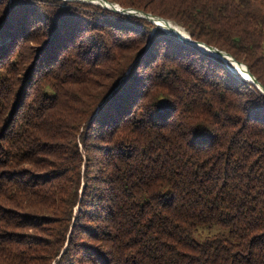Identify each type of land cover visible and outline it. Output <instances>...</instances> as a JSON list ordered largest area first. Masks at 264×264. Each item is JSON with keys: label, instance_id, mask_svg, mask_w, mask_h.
Wrapping results in <instances>:
<instances>
[{"label": "trees", "instance_id": "trees-1", "mask_svg": "<svg viewBox=\"0 0 264 264\" xmlns=\"http://www.w3.org/2000/svg\"><path fill=\"white\" fill-rule=\"evenodd\" d=\"M109 1L173 19L264 85V0ZM11 3L0 0V264H264L259 89L159 27L142 48L134 29L139 45L117 55L130 26L155 27L144 17Z\"/></svg>", "mask_w": 264, "mask_h": 264}, {"label": "water", "instance_id": "water-1", "mask_svg": "<svg viewBox=\"0 0 264 264\" xmlns=\"http://www.w3.org/2000/svg\"><path fill=\"white\" fill-rule=\"evenodd\" d=\"M65 1H82V2L93 3V4L96 3V2H90V0H65ZM96 4L97 5H101L103 8H107V9H110V10H113V11H116V12H120L121 14H124V15L138 16V17H144V18L149 19L151 22L155 23L156 26L160 27L164 31H166L168 33H171V34H175L179 38H181V40H184V41L188 42L189 44L197 47L201 51L220 58L221 60H223L224 62H226L228 64V67L230 68L231 71L240 74L241 77L244 80L253 83L255 85V87L258 88L259 91L264 95V85L250 71L249 67L246 64L238 61L236 58H234L227 51L222 50V49H220L218 47H215L213 45H209L206 42L193 39L191 37V35L187 31H186V33H187L186 35L181 34L180 30L174 28V25L171 24V21H169V20H167L165 18H162L160 16H157V15L151 13V12H147V11H144V10H141V9H136V8H133V7H122L118 3H115V2H112V1H109V0H99V2L96 3ZM163 23L169 29L164 27L162 25ZM234 63L237 64V65L243 66V68H246L247 69V70H245L246 74L241 72L240 68H238V67L235 68L234 67L235 66Z\"/></svg>", "mask_w": 264, "mask_h": 264}, {"label": "rangeland", "instance_id": "rangeland-1", "mask_svg": "<svg viewBox=\"0 0 264 264\" xmlns=\"http://www.w3.org/2000/svg\"><path fill=\"white\" fill-rule=\"evenodd\" d=\"M11 1L12 0H7V6H11L12 5V3H11ZM61 1H65V0H61ZM115 3H117V2H115ZM11 4V5H10ZM119 4V3H118ZM73 5V4H72ZM120 5V4H119ZM64 6H69V5H67L66 3H62L61 5H60V7L62 8V7H64ZM78 7V10H80L81 12L83 11V12H91V13H93V11L94 10H92V9H90V8H87V7H83V6H77ZM122 7H124V6H122ZM95 13H97V10H95ZM7 16V13H5V16H4V18L3 19H1L0 20V25L2 24V22L5 20V17ZM157 16H159V15H157ZM160 17H162V16H160ZM162 18H165V17H162ZM165 19H167V20H169V21H172L173 23H175V24H177V25H179V26H181V27H183L182 25H180L179 23H177L176 21H174L173 19H169V18H165ZM51 26L52 27H54L52 24H51ZM93 26V25H92ZM134 27H129L130 29H131V32H129V33H124V34H122L123 36H124V38H122L121 40H119L118 38V41H120V42H122V43H124L125 44V47H123V49L124 50H120V51H118V54L117 55H131V53H133L132 51L130 52V48L133 46L134 48H136V46L137 45H139V43L138 42H136V41H133V40H131V38L133 39V38H137V37H140V36H138V34H136L135 33V30L134 29H138V31L141 33V39H143V40H141V42L143 41V43L141 44L142 46H141V48L142 47H146L147 45H148V42H149V40L151 39V34H153V31L155 30V28L157 27L155 24H154V26L155 27H153L152 26V28H150V29H144V28H142V27H138L137 25H133ZM88 27L90 28V24H88ZM93 27H95V28H97V26H93ZM184 29H185V27H183ZM90 30H92L91 28H90ZM107 30V29H106ZM186 30V29H185ZM108 31V30H107ZM145 31V32H144ZM187 31V30H186ZM188 33H189V31H187ZM145 34V35H144ZM190 34V33H189ZM121 35V36H122ZM85 37H86V35H83V38H82V41H85ZM178 37V36H177ZM179 38V37H178ZM179 39H181V38H179ZM2 41H5V40H2ZM2 41H0V43L2 42ZM48 41H51L50 39L48 40ZM109 43V42H108ZM122 43H119V44H122ZM104 47H106V45L104 44ZM263 50V54H264V45H263V48H262ZM226 51V50H225ZM229 53V52H228ZM235 58V57H234ZM239 61V60H238ZM240 62H242V61H240ZM242 63H244V62H242ZM245 64V63H244ZM247 65V64H246ZM129 71H130V66H129V68L125 71V76H127L128 74H129ZM48 224H43L42 226L43 227H40L38 230H30V232H32V233H35V234H43V230L42 229H47V226ZM19 231H21V229H18ZM43 231V232H42Z\"/></svg>", "mask_w": 264, "mask_h": 264}, {"label": "bare ground", "instance_id": "bare-ground-1", "mask_svg": "<svg viewBox=\"0 0 264 264\" xmlns=\"http://www.w3.org/2000/svg\"><path fill=\"white\" fill-rule=\"evenodd\" d=\"M90 2H96V3H98L99 2V0H90ZM95 3V4H96ZM101 6V5H100ZM110 10V9H109ZM113 11V10H112ZM116 12V11H115ZM120 13V12H119ZM147 19V18H146ZM149 20V19H148ZM150 21V20H149ZM155 24V23H154ZM171 24L172 25H174V28L175 29H178V30H180L181 31V34H183V35H186L187 33H186V30L183 28V27H181V26H179V25H177V24H175V23H173L172 21H171ZM156 25V24H155ZM164 27H166V28H168L164 23L162 24ZM158 27V26H157ZM160 28V27H159ZM169 29V28H168ZM229 63V62H228ZM230 64V63H229ZM233 65V64H232ZM235 65V66H234ZM234 67L236 68V67H238V68H240V71L241 72H243L244 74H246V71L245 70H247L246 68H243V66H241V65H237V64H235L234 63Z\"/></svg>", "mask_w": 264, "mask_h": 264}]
</instances>
